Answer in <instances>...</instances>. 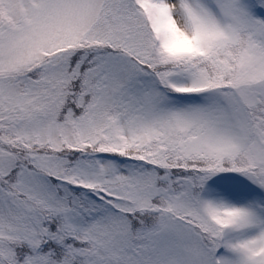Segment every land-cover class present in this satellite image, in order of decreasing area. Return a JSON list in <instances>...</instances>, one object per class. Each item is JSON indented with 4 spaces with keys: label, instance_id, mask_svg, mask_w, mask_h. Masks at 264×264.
Wrapping results in <instances>:
<instances>
[{
    "label": "snow or ice",
    "instance_id": "obj_1",
    "mask_svg": "<svg viewBox=\"0 0 264 264\" xmlns=\"http://www.w3.org/2000/svg\"><path fill=\"white\" fill-rule=\"evenodd\" d=\"M0 264H264V0H0Z\"/></svg>",
    "mask_w": 264,
    "mask_h": 264
}]
</instances>
